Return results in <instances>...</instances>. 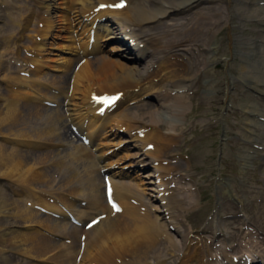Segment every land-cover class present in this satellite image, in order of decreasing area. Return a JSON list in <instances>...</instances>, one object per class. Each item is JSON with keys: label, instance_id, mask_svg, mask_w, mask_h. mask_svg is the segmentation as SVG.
I'll return each mask as SVG.
<instances>
[{"label": "bare ground", "instance_id": "6f19581e", "mask_svg": "<svg viewBox=\"0 0 264 264\" xmlns=\"http://www.w3.org/2000/svg\"><path fill=\"white\" fill-rule=\"evenodd\" d=\"M32 1L35 3V8H37V10L33 11V14L38 13V15H41L43 18V29H38L37 32L39 36H44V39L52 36L53 31L56 30V22L52 17L55 13L56 5H64L66 10L71 6L72 8L70 9L73 15H77L74 17V25H77L76 28L78 27L76 32L78 35L75 36V39L74 37H68L69 40H73L70 44H74V46L69 44L67 46L63 45L61 48L67 49L73 53H76L73 51L74 49L81 50L78 56L83 60L84 57L93 53L94 45L97 46L100 42L108 41L112 38L116 40L122 38L121 42H125L124 46L126 48L118 46L114 47L112 51L125 53L123 52L125 50L135 58L133 57L132 62L128 63H118L114 60L109 62L104 60V57L97 58L95 61L96 66H94L101 76H99L100 79L97 80L90 77V80H92L91 85L89 84L90 82H88L90 81L88 77L92 75L88 60H79L83 64L78 66V59L74 58L72 60L70 58V60H67V67L63 70L71 76L69 81H66L67 78H63L67 83H64L62 80V84L64 83V85L60 86L58 91V94L60 93L61 95L60 99L57 97L58 94L48 96V99H45L48 101L50 98H53L54 103L58 105L56 108H52L48 111L44 108L39 109L34 102L31 103L30 101L20 105V102L17 101L19 93L16 92L18 94L12 95V99H14L15 102H10V98L6 97V99H4L6 100L5 107L0 106V125L9 135L16 130L15 128H19L21 132L20 136H17L19 138L23 137V139H28L29 141L34 140L32 139L33 137L38 140L46 141L58 140L57 143L61 147L63 146L67 131L64 130L66 121H69L72 126L75 127L76 131H84V134H86L85 139L89 144L96 138L97 130L100 127L112 122L113 128L117 131L125 127L124 131H126L129 136L128 139L121 140L120 144L129 147L133 145V147L137 148L138 152L135 158L139 159L138 163L140 164H144L145 160H143V157L146 154H150L157 160V154L163 155V149L166 143L170 146L175 137L180 139L179 136L175 134V130L177 128V123H179L177 116L179 117V114L186 112L187 103L184 96L186 89L189 83L197 79V76L204 68H207L208 65L216 64L214 59L216 51V28L222 22V19H226V17L220 18L218 13L221 14L223 9L230 10L234 2L236 4V10L239 13L238 20L241 25H244V23L249 20L259 21L264 19V0H228V2H226L227 7L224 8L219 6L214 7L213 5L210 6L207 4V0ZM119 3H123L125 6L122 8L114 7V5ZM101 5L108 7H101ZM191 9L198 10L196 12L198 16L193 22H188L191 26H194L191 31L189 30V32H186L187 26L185 25L187 24H183V22L179 24L178 22L180 19L178 20L177 15ZM58 17L61 18L62 15ZM62 18L64 19V17ZM103 19L106 21H102ZM165 19H168L166 20L168 22H162ZM161 22L163 25L162 27H164L163 30H161V28L160 31H156V29L154 31L148 27V25ZM177 27H184V33H181ZM159 28H157V30ZM174 31H176L178 35L173 34ZM169 33H171L172 37H170ZM77 36H80L81 39L86 38L83 45L80 44L81 39L78 40ZM44 39L38 42L39 46H41V44H43L41 47L46 46L47 43H45ZM163 41L165 42L164 45ZM126 44H129V47ZM38 45L35 44V47H39ZM41 47L39 49H41ZM233 47L234 55L238 57L239 62L237 76H231L229 78L230 81L228 86L235 83H243L255 94L264 96L263 32H259L256 36H242ZM40 51L41 50H39V52ZM39 52L35 51L34 56H41ZM139 54H141L140 56L142 57L145 55L153 56L149 59L147 64L143 65L141 64L139 56H137ZM55 61L58 62L57 59ZM30 64L33 66V61H31ZM75 68L77 72H74ZM0 69H2V67H0ZM8 73L9 72L6 70L5 74L2 75L6 80L11 78V73H9L10 76L7 79ZM71 77H73V80L70 82ZM53 81L56 84L58 83L57 80ZM168 84L172 90L170 93L166 88ZM96 85L97 90H100L99 92L95 91ZM39 87L41 89L46 88L44 85H39ZM81 89H83V91H80ZM150 89L158 92L159 95L167 101L165 105L167 109H169L168 111H170V118L167 121V126L173 134L165 136L159 133L160 128L157 129V127L154 126L155 124H160L156 121L158 119L154 118L158 116V112L155 110L151 111L149 114L152 123L149 129L147 126H141L138 129L132 130L130 129V125L127 126V123H137V116L128 113L129 110L121 111V113L119 112L116 116L113 115V111L111 113L109 112L114 107L121 106L128 96H130L131 100L143 102L146 97L152 95L151 93L148 96H144V90H146L145 93H147ZM133 90L136 91L133 92ZM77 92L82 94L84 101L82 103L83 105H81L82 112L78 114V118H74L73 115L69 113L71 111L69 110V106H71L74 97H76L74 95ZM95 96H100L98 98H101V100L113 97H118V99L110 105L112 109H105L102 103L98 104V102L94 100ZM77 97L75 99H77ZM169 101H171V104H168ZM59 105L63 107L60 109ZM77 105L79 104L77 103ZM141 106L149 107L148 103L142 104ZM62 109L63 113L61 111ZM246 115L250 117L245 125L249 127L252 132L253 137L251 140L253 143L259 144V134L256 133V129H261L264 133V122L262 121L264 113L256 103H252L247 105ZM44 117L45 124L43 128L38 129V132L31 131L27 129L26 126L23 127L22 125V123H25L27 120L26 122L28 124H35L36 126L38 125L37 121L40 123L41 118ZM22 119H24V121H22ZM29 119H35V122H29ZM58 124L61 126L58 127ZM112 136H116V134L113 133ZM174 143L176 142L174 141ZM99 144L100 143L96 142V144L89 145L90 147L94 146L92 151L97 161H100V159L112 152L111 149L107 151L100 148L99 150V146H101V144ZM89 151H91V149H89ZM168 151L169 150H167V153ZM71 153L72 151H70V154ZM57 154L58 153L41 154L37 155V158L41 157L40 159L44 161V163L51 160L54 169L63 172L57 180L63 181L67 178L66 174L70 173L69 166H71V164L75 165H72L73 167L79 166L75 161L76 158L72 155L66 154L69 159V161H67L64 156H59L60 153L59 155ZM79 156H77V159H79ZM27 157L28 156L21 150L17 151L16 149L10 148V146L0 145V264H19L16 255L27 256L30 259L46 258V260H55L56 263L59 264H175L177 260L168 259L167 255L168 249H173L177 246L176 239H174L171 234L172 229L176 230L180 235V239H182L179 242L181 249L177 246L179 250L184 252L182 258L183 263L181 264H247L248 261L245 257L252 260V264H260V262H254L257 258L264 263V260L259 258H264V254L261 255L255 242L250 239L254 237L251 234L253 230L251 232L242 231V241L239 242L241 250L240 252L236 251L239 253L238 255L230 250L225 240L217 242L221 244L218 246L216 245L217 247H215L214 244H217L216 241L219 239L215 238L208 240L207 238L201 237L200 240L203 242L201 244L191 241L181 214L188 211V209L194 208L193 202L196 201V195L190 188H187L189 186H183V189L181 186L180 188L187 194L186 196H188L189 199L192 198L185 202L182 198L183 196H180V194L177 196V193L175 194V191L171 188L169 183H163L166 179L163 175L158 174L153 177L147 174L148 176L146 175V177H152L151 179L153 181H149L148 184L151 186L153 185V188L150 187V189H148L149 193L147 195H149L150 198L147 201L149 208L146 209L144 208L146 206H144L145 202L142 201V196L136 194L132 188L123 185L124 183L122 184L109 178L111 193L107 200L110 203L119 204L121 209L122 207H126L124 209L127 210L126 212H123L124 210L121 211V214L125 213L124 215L127 216V220L126 218L124 220L120 218V213L112 212L111 207L107 204L109 202H107L105 198L104 182H101L96 176L100 170L111 167V164L108 162L103 165L94 163L93 169L95 171L93 169H84V174L82 173L81 177H78V179L75 177L71 179V177H69V180L63 181V185H61V189L58 191L50 190V185H48L49 178L47 175L43 171L36 172L35 170L38 171L39 169H33L34 166L28 162ZM250 158L251 154L244 151L240 161L245 165L249 163ZM28 159L32 162L35 158L31 156L28 157ZM128 165L129 166L123 169L132 168L135 164L130 163ZM70 175L79 176V174L76 175L75 173H70ZM50 177L53 179V176ZM112 178H115V176H112ZM2 181H8L13 184L17 183L16 191H20L23 195V199H19L18 204L16 200H14V196L16 195L15 189H13L14 186L12 189H9V186H6ZM85 181L88 187L86 189L83 188ZM39 182L42 184H36ZM71 182L72 184H70ZM53 185L51 187H55ZM65 190H73L74 194L66 193ZM55 191L57 192L55 193ZM84 191H86L88 195L90 193V196H88L90 198L83 194ZM60 196L68 197L71 200L76 198L80 199V207L84 206V208L77 209L73 201L72 203H66L64 206L62 203L63 199L59 200V198H61ZM29 198L34 205H39L50 213H57L62 216V219L57 221L58 219H50L34 212V209L27 204ZM150 201H155L158 205L152 204ZM21 202L26 205L24 206ZM69 215L73 216L81 225L71 224L67 219ZM98 216H103V218L94 224L89 223ZM22 222L28 226L39 225L53 234L58 240L49 239L46 235L39 233L37 230L32 233H23L19 230L21 229L20 225H23ZM247 238L251 241L250 243L246 242V245L244 241L247 240ZM51 240H53V242ZM190 243H193V245L190 246ZM260 243V245H264V241H260ZM247 247L249 248L247 249ZM243 248L245 249L242 250ZM253 250H256L257 253ZM50 253H54L53 256L49 257L48 255ZM254 253H256V255ZM149 255L153 256L152 262L146 260ZM235 257L238 258V262L236 263L234 261ZM242 258L243 260H241Z\"/></svg>", "mask_w": 264, "mask_h": 264}, {"label": "rangeland", "instance_id": "374dc122", "mask_svg": "<svg viewBox=\"0 0 264 264\" xmlns=\"http://www.w3.org/2000/svg\"><path fill=\"white\" fill-rule=\"evenodd\" d=\"M207 1H208L207 3L208 5L210 6L213 5L214 7L219 6L221 8L227 7L226 2H228V0H207ZM35 7H36L35 3L32 0H0V10H1L0 12H2L0 13V17H1L0 67H2V69H0V106L5 107L6 100L4 99H6V97L10 98L9 100L10 102H15V100L12 99V95L19 93V97L17 101L20 102V105L26 103L27 101H30L31 103L34 102L35 105L39 107V109L44 108L48 111L51 108H55L56 103H54L53 98H50L49 101H53L54 105L46 106V102H44V100L48 99V96H51L50 93L58 94L59 87L63 86L66 81H69V78L71 76L70 74H67V72L64 71L63 69L68 65L67 60H70V58L72 59L73 56L69 54L72 52L68 51L67 49L61 48V46L63 45L67 46L73 42V40L72 39L69 40L68 37H74L75 39V36L78 35V33L76 34L78 27L76 28L77 25H74V19H75L74 17L77 15L76 14L73 15L72 10L70 9L72 8L71 6L66 10L64 8V5H56V10L55 13L53 14L54 16L52 15L53 19L56 22L55 25L56 30L53 31L52 36H49L48 38L44 39V36L43 37L39 36V33L37 32L38 29L39 30L43 29L42 26L43 18L41 17V15L39 16L38 13L33 14V11L37 10V8ZM228 10L229 9L226 10L223 9L221 14L218 13V16L220 18L226 17V19H222L223 23L221 22L217 26L218 29L216 28L215 50L217 52L215 51V55H214L216 64H211L208 65L207 68H204L203 71H201L200 74L197 76V79H195V81H193L192 83H189L188 86L189 88L187 89V92L184 94L185 101L187 103L186 112H184L183 114H179L180 115L179 117L177 116V120L179 121V124L177 123V128L175 130L176 133L174 132L176 135L179 136L180 139H178V137H175L177 139L174 138L175 139L174 141L177 144L174 143V141L172 142L173 144L171 143L170 146L166 143L167 146L165 145L166 148L164 147L163 149V155L157 154L158 157L157 160L150 154L144 155L143 160H145L144 162L145 165L146 163H150V164L155 163L156 166L158 167L157 170H160L161 174L163 172V168L166 166L167 171L170 174H172L170 175L172 177L171 181H173L171 184L176 187L175 189L173 188L175 190V194L177 193V196H179V194L180 196H183L182 198L185 200V202L189 201L192 198L189 199V197L186 196L187 194H185L184 191L180 189L181 186L182 189L183 186H189L187 188H190L193 191V193L196 194V198H195L196 201L193 202L194 208L190 210L188 209V211L181 213L183 223L187 225L185 226L189 232V237L191 241L194 243L201 244L203 243L202 240H200L201 237L211 240L215 238L214 234L220 235L224 239H219L216 241V243L227 239L225 241L229 243V247L232 248L231 251L234 254H236L237 252L235 251L240 252L241 249L240 247L238 248L237 246H235V245H239V243L235 244L236 242H233V240L235 241L237 236L239 235V242L242 241V236H241L242 231L239 229L240 227L249 228L251 231L253 230L254 232L253 235H255V238H253L252 240L257 241V243L260 241H264V236H262V234H264V178L262 180L264 174L258 176L259 169H257V173L255 171H251L247 169L245 170L243 168V165H241L240 163L241 161H239V156L241 151H250L255 153L256 156L254 155L255 159L253 160L254 164L259 163L258 158L264 153V150L256 149L252 145L245 144L241 141V140H245L253 144V142L250 141L249 135L244 134V132L242 131V129H245L246 127L244 126L243 123L248 120V119L246 120V117H244V115H246L245 112L247 105H250L252 103H257L259 107L264 111V98H261V101L258 100V97H256L255 94L253 95V93H247L246 92L247 89L241 87L240 84L238 85V83L229 85L228 87V83L230 81L228 76L230 77L237 76V67L239 62L238 57L232 55L233 53H231L232 52L231 49L232 46L238 42L239 37L241 38L242 36H246V37L256 36L258 35L259 32H263L264 34V19L259 21L249 20L246 23H244V25H241L240 21L238 20L239 13L236 10V4L234 2L230 7V10L229 11ZM197 11L198 10L191 9L185 13H181L177 15L178 20L180 19L178 22L179 24H181L182 22L183 24H187L185 25L187 26L186 32L192 30L194 25L191 26L190 23L193 22L195 18H197L198 16L196 15ZM61 15L62 17H64V19L62 17L61 18L58 17ZM166 20L168 19H165L162 22H168ZM189 21L190 23H188ZM162 22L148 25V27L154 31L155 29L156 31H160L161 28H162L161 30H163L164 27H162L163 26ZM1 26L4 28H2ZM157 28L159 29L157 30ZM177 29L180 30L181 33H184L185 31L183 30L184 27L183 28L177 27ZM169 34L170 37H172L171 33ZM173 34L178 35L176 31H174ZM42 39H44L45 43H47L46 46L44 47H41L43 44H41V46L38 45V42L41 41ZM77 39L79 40L81 39V37L77 36ZM85 40L86 38L81 39L80 44L83 45ZM164 41H163V45L165 43ZM35 44H37L39 47H35ZM112 44H116V43L110 42L105 44L102 41L99 43V45L93 46V49L95 51H93V53L88 56L90 59H87L88 64H90L89 68L91 69L92 72V75L88 77L89 80L90 77H92V79L94 80L100 79L99 76L101 75L98 73L95 67L96 66L95 61L97 58L104 57L103 59L109 62L113 60L118 63L124 62L123 58L122 59L118 58L116 53H114L115 51L112 52V49L114 47V45ZM70 45L74 46V44H70ZM40 47L41 49H39ZM39 50L41 51L39 52ZM35 51L41 53V56L38 55L34 56ZM73 51L76 52L75 58L78 59V61L79 60L81 61L82 59L77 54V52H79L80 50L74 49ZM130 55L131 54L128 53L124 54V56H126L127 58H130L131 57ZM37 56L39 60L37 59ZM145 56L144 57L141 56L142 58L141 64L143 65L147 64L149 59L153 55L146 57ZM55 58L57 59L58 62L55 61L56 60ZM31 61H33L34 64L33 66H31L30 64ZM80 61L78 63L79 66L83 64ZM76 68L74 69V72H77L78 68L77 69ZM5 69L9 73H11V78L9 80H6L2 77V75H4L6 72ZM9 73L7 79L10 76ZM56 76L59 78H57ZM63 78H67L66 81H64ZM53 80H57L58 83L56 84ZM62 80L64 81L63 84H62ZM71 80H73V77H71L70 82ZM88 82H90L89 84L91 85L92 80ZM39 85H44L46 88L41 89ZM95 88H96L95 91L98 92L100 91L97 90V85ZM166 88L167 91H172L169 84L167 85ZM150 90H148L147 93H145L146 90H144V96H148L151 93L152 95H149L147 97V100H144L143 102H136L134 100H131L130 96H128V98L125 99L123 104L121 106H118L117 109L114 111V116L118 115L119 112L121 113V111L123 112L125 110L126 111L129 110L128 113L137 116L136 117L137 123L133 122L134 124L131 123L132 125L128 123V125H130L132 129H138L141 126H147L148 128H150L152 123L149 114L151 111L155 110L156 112H158V116H155L154 118H157L159 121L158 120L156 121L157 123L160 124L158 125L153 124V125L157 127V129L160 128L159 133H161L162 135L165 136L169 135L167 129L168 128L167 121L170 118L169 117L170 111H168L169 109L164 108L166 106L165 103L167 101L164 100L162 96L159 95L158 92L153 91V89ZM80 91H83V89H81ZM135 91L136 90H133V92ZM60 96L61 95L59 93L57 97L60 99ZM74 96H76L77 99H75L76 97H74L71 106H69V110H71L69 113H71L74 118H78L79 111L80 110L82 111L81 105H83L82 103L84 99L80 92L79 93L77 92ZM155 101H158L159 103L160 102L161 103L165 102V103L163 105L161 104L160 106L156 104ZM226 101H230L231 107L230 106L225 107ZM77 103L79 105H77ZM145 103L146 104L148 103L149 107L141 106L142 104ZM168 104H171V101H169ZM62 107L63 106L59 105L60 109ZM71 107H75V108H71ZM225 108L227 110H225L226 113L224 114ZM61 111L63 113V109ZM22 121H24V119H22ZM26 121L25 123H22L23 127L26 126L27 129L38 132L39 131L38 129L43 128V125L45 124V117L41 118L40 123H38L39 121H37L38 125L36 126L35 124H28ZM28 121L35 122V119H29ZM221 122H223L226 131L225 137H226L227 146H225L223 150L221 161L218 166L217 157H218L220 134H221ZM57 126L59 127L61 125L58 124ZM64 127H65L64 130L65 131L67 130L66 136L68 137V139L65 136V141L63 142L64 146L60 147V145H58L57 143L58 140L46 141V140H38L33 137L32 139L34 140L31 139L32 141H29L28 139H23V137L19 138L17 137L20 136L21 133L19 128H15L16 130L11 132V135H9L0 125V145L10 146V148L16 149L17 151L21 150L28 157L34 156L35 159H33L32 162H30V159H28L27 157L28 162L31 163L32 166H34L33 169L35 168L39 169L38 171L37 170L35 171L36 172L43 171L47 175V177L49 178L48 185H50V190L60 191L59 189H61L60 187L61 185H63V181L69 180V177H71V179L73 177L78 179V177H81L82 173L84 174L85 170H92L93 168H91V165L93 164V162H95V160L92 159L93 154L90 151H88L87 149L83 151V148L76 147V145L81 147L79 144H81L82 141L77 136L75 137L74 135L73 136L70 135L71 134L70 131L72 133L73 131L71 130V127L68 126L67 122H65ZM112 128L113 126L111 122L110 124H107L105 128L101 129L98 134L97 141L102 142L101 144H103L102 145L103 150L111 149L112 152L113 151L115 152L117 148L121 147V145L119 144V140L122 139L123 136H118L115 139L107 138V135L109 134V132L112 131ZM259 131L261 132L262 130ZM262 134L260 135V139H261L260 144L264 147V133L262 132ZM31 145H33L34 148ZM167 150H169L168 153ZM70 151H72L71 154ZM126 152L123 150L119 154L112 156L109 159L111 160V162H114L113 165L116 164V166H112L111 168L120 167L123 164L129 162L126 161L123 163L121 162L120 164L117 163L120 157L122 158L128 157L130 156L129 154L133 153L134 151L131 150L130 153H126ZM47 153H58L57 155H59L60 153L59 156L60 157L64 156V158L67 161H69V159L66 156V154L72 155L74 158H76L75 161L76 163H78L79 167H73L75 165L71 164V166H69L70 173H75L76 175L79 174V176H71L70 173H68L66 174L67 178L65 180L63 181L57 180L58 177H60L63 174V172L56 171L54 169L51 160L46 161L44 163V161L40 159L41 157L37 158V155L47 154ZM242 154L243 153H241V155ZM131 155L134 156L135 154H131ZM77 156H79V159H77L78 158ZM148 157L150 158V160L148 159ZM80 159L82 162L80 161ZM240 160H241V156H240ZM173 161H177L179 166H175V164L172 163ZM162 164L164 165L162 166ZM156 166L152 164L150 167L151 171L146 170L148 172V175L149 173L152 172L154 173V168ZM219 174L222 177H227L231 179L230 186L232 189V194L238 200L239 202L238 204H236L234 201L229 200V197L226 195V193L224 195V190L226 191V188L225 186H223L221 182L217 181L218 178L217 176ZM50 176H53L52 177L53 179H51ZM97 177L101 180L102 174H100V176ZM119 178H124V177H119ZM138 178H140V176L134 177V180L131 179L128 181H123L122 184L124 183L123 185L132 188L137 194L142 196L144 198L142 201L145 202L144 206H146L144 208L147 209L149 207V205L147 207L148 204L147 201L149 196L147 194L149 193V191H147L146 189L147 185H145V181L147 180L143 179V177L142 179H138ZM2 182L6 186H9V189H12V187L14 186L13 189H15L16 195L19 194V196L16 195L14 196V200H16L18 204L19 199H23L22 197L23 195L22 193H20V191L19 192L16 191L17 183L13 184L8 181H2ZM36 184H42V183L39 182ZM70 184H72V182ZM52 185L55 187H51ZM83 188L85 189L88 188L86 186V181ZM65 191L66 193L74 194L73 190L72 191L65 190ZM56 192L57 191H55V193ZM60 197L61 198H59V200L64 199L65 196H60ZM28 200H30V198ZM154 203L156 202L153 201L152 204ZM125 208L126 207H124V209ZM126 211L127 210H124L123 212ZM38 214L40 213L38 212ZM124 214L125 213L119 216L120 218H123L124 220L126 218L127 220V216ZM237 215H242V216H240V218L239 217L235 218ZM22 223L23 225H20L21 229L19 230L23 233H32L34 232L33 229L35 228L41 231L46 236H48V238L57 240V238L54 237L53 234L46 231L41 226H36V225L28 226L24 222ZM198 232L208 235L196 236L197 235L196 233ZM174 238L176 239V245L179 246L180 248L179 242L182 239H180V237H178L176 233H174ZM246 241H248V239ZM189 245L192 246L193 243H190ZM216 245L218 246L221 244L217 243ZM216 245L214 246L217 247ZM177 246H175L173 249H168L167 255H168V259H175L177 260L178 263L180 261L179 264H181L183 263L182 258L184 252L179 250ZM256 247L258 251L261 253V255L264 254L263 252L264 245H260L258 243L256 244ZM253 251L256 252V250ZM53 254L54 253L52 254L50 253L48 256L49 257L53 256ZM16 259L18 260L19 264H25V263L26 264H30V263L59 264L56 263L55 260H48V259L46 260V258L30 259L27 256L16 255ZM152 259H153L152 255H149L146 258L148 262H152L153 261ZM177 262L175 264H178Z\"/></svg>", "mask_w": 264, "mask_h": 264}, {"label": "snow or ice", "instance_id": "6c2138e0", "mask_svg": "<svg viewBox=\"0 0 264 264\" xmlns=\"http://www.w3.org/2000/svg\"><path fill=\"white\" fill-rule=\"evenodd\" d=\"M125 5L123 3H119V4H116L114 5V7L116 8H122L124 7ZM101 7H108V6H105V5H101ZM116 99H118V97H113V98H106L104 103H113Z\"/></svg>", "mask_w": 264, "mask_h": 264}]
</instances>
